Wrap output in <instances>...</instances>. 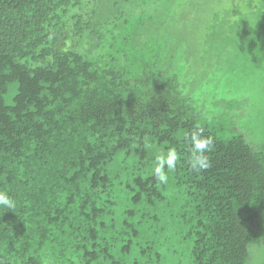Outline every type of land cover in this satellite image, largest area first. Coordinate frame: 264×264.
Segmentation results:
<instances>
[{
  "label": "trees",
  "instance_id": "16d2710c",
  "mask_svg": "<svg viewBox=\"0 0 264 264\" xmlns=\"http://www.w3.org/2000/svg\"><path fill=\"white\" fill-rule=\"evenodd\" d=\"M195 1L197 40L171 0H0L5 264H261L264 0Z\"/></svg>",
  "mask_w": 264,
  "mask_h": 264
},
{
  "label": "clouds",
  "instance_id": "9594fccd",
  "mask_svg": "<svg viewBox=\"0 0 264 264\" xmlns=\"http://www.w3.org/2000/svg\"><path fill=\"white\" fill-rule=\"evenodd\" d=\"M186 140L190 141V161L189 166L193 171L200 172L211 167V159L208 153L213 146V138L204 134V129L196 126L186 136ZM179 155L176 149L169 148L166 153H160L155 157V167L153 175L155 180L160 184L168 182V173L174 171ZM16 207L15 198L10 195L7 190H0V208L12 210ZM0 264H5V260L0 258Z\"/></svg>",
  "mask_w": 264,
  "mask_h": 264
},
{
  "label": "rangeland",
  "instance_id": "374dc122",
  "mask_svg": "<svg viewBox=\"0 0 264 264\" xmlns=\"http://www.w3.org/2000/svg\"><path fill=\"white\" fill-rule=\"evenodd\" d=\"M170 5H172V7H173L172 11H176V10L181 11L180 14L174 13L176 16L175 20L177 18L181 17L182 11H183L184 17L187 20L179 21V22L175 23L174 20L171 19L172 21H167L166 30L171 31L169 29L173 30V27H176V26L182 27V28L185 27V28H187L188 31H186L183 34L184 38L185 39L186 38H192V40H197L199 38L201 30H202V22L207 21L205 23L209 24L211 21V20L205 19V17L209 13L210 9H207V8L199 9L200 5L195 0H192L190 2L186 0L183 3L181 2L180 5H177V2L175 0H171ZM208 5H209V3L207 2L205 6H208ZM205 6H202V7H205ZM172 25H173V27H172ZM189 32H191V33H189ZM259 229L261 231V236H262L263 242L261 243L260 248L257 252V257H258V261L261 264H264V222L263 221L261 222ZM258 232H259V230H258Z\"/></svg>",
  "mask_w": 264,
  "mask_h": 264
}]
</instances>
